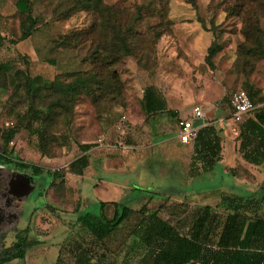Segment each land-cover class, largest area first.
Masks as SVG:
<instances>
[{"label":"rangeland","instance_id":"374dc122","mask_svg":"<svg viewBox=\"0 0 264 264\" xmlns=\"http://www.w3.org/2000/svg\"><path fill=\"white\" fill-rule=\"evenodd\" d=\"M16 1L0 0V35L5 38L0 61L14 62L17 70L0 71V135L32 102L43 114L40 134L22 128L6 150L49 171V176H34L40 187L25 197L17 225L14 220L5 228L3 244L26 227L29 238L38 240L27 249L23 264H56L60 252L62 264H73L65 247L68 238L89 237L75 216L99 213L100 201L108 202L103 208L107 217L113 214L112 201L134 210L144 203L151 209L162 206L159 215L181 228L185 210L217 204L223 195L264 191V163L255 166L242 159L238 133L222 135V160L205 173L191 163V144L175 136L178 117L188 116L194 104L222 111L234 92L251 89L256 108L264 106V0H102L106 9L100 12L71 9L68 0H31L27 14L17 10ZM114 9L124 25L133 27L128 38L132 53L107 63L104 46L112 35L106 18ZM27 15L36 24L20 40L29 25ZM213 43L219 49L210 65L206 54ZM76 73H97L98 81L74 98L51 85L70 82ZM26 74L34 78L30 96L23 86ZM147 86L156 88L175 117L159 112L147 118L141 106ZM122 116L123 132L117 129ZM165 133L174 135L169 140L180 151L162 141ZM127 134L143 146L127 145ZM80 143L94 146L89 166L77 175L66 168L80 154ZM0 167L6 169L3 163ZM61 169L62 176H51ZM25 188L26 183L15 185L18 195ZM258 206L264 216V198ZM128 225L104 245L107 263H140L144 249L132 244Z\"/></svg>","mask_w":264,"mask_h":264},{"label":"trees","instance_id":"16d2710c","mask_svg":"<svg viewBox=\"0 0 264 264\" xmlns=\"http://www.w3.org/2000/svg\"><path fill=\"white\" fill-rule=\"evenodd\" d=\"M68 1L71 2V9H88L97 12L106 9L102 0ZM15 6L20 13L27 14L31 8V0H17ZM111 12V16L106 18V25L112 35L104 46V52H106L104 59L107 63L132 53L128 38L133 32V27L122 23L121 16L117 15V9ZM27 17L29 25L23 29L20 40L26 38L36 24L34 18L29 15ZM139 18L138 12L137 19ZM4 39L0 35V45ZM218 49L217 43L208 47L206 54L208 64H212V58ZM1 70L6 73L17 71L15 63L10 60L0 61ZM111 74L113 81H116V74ZM97 75V73L91 75L76 73L70 82L53 81L51 85L56 91L74 98L82 89L89 91L90 84L98 81ZM33 83L34 78L26 74L23 86L29 96ZM98 89L103 91L99 85ZM244 91L255 105L256 92L251 89ZM141 106L147 118L159 112L175 115L167 109L164 97L153 86H147L144 89ZM42 120V111L30 102L25 112L19 114L13 123L2 129L0 163L22 171H30L33 176H49V171H44L36 164L15 159L12 156V149L6 150V146L13 141L22 128L31 135L40 134L39 124ZM238 128L237 149L242 159L255 166L263 164L264 106L245 115L238 123ZM220 133L221 130L212 123L197 130L191 142L193 147L191 163L194 164V168L205 173L221 160ZM125 143L129 146L133 143L129 135ZM93 146L90 143L78 144L80 154L68 163L66 171L77 175L83 174L90 164L89 151ZM64 171V169L54 171L51 176H62ZM256 195H258L257 199L253 197ZM263 198L264 191L251 192L247 196H220L217 204L204 202L185 210L184 217L179 220L182 223L181 228L159 215L162 206L151 209L147 203H144L138 210H134L121 201H112L113 214L107 217L103 213V208L108 202L100 201L99 213L90 211L77 213L75 220L89 237L77 235V238H72L71 241L68 238L65 244L66 251L73 264H109L106 262L108 252L107 249L103 250L104 245L117 230L129 224L127 236L132 237V244L135 243L144 249L138 264H264V216L258 214V203ZM29 233V227L17 231L11 246L6 249L10 252V256L3 258V261L13 259L23 264L27 249L39 243L38 240L30 239ZM63 255L62 252L58 254L56 264L64 262ZM143 261L145 263H142Z\"/></svg>","mask_w":264,"mask_h":264},{"label":"flooded vegetation","instance_id":"af4514ba","mask_svg":"<svg viewBox=\"0 0 264 264\" xmlns=\"http://www.w3.org/2000/svg\"><path fill=\"white\" fill-rule=\"evenodd\" d=\"M6 169L0 167V264H18L19 260H5L10 256V252L6 251L12 242L9 245L3 244L5 240L4 234L9 230L5 229L8 224L12 223L15 220V225L19 222L20 218L24 215V206L23 202L25 197L28 194L18 195L17 189H15L16 184L26 183L28 184L31 190L34 187H40L41 183H34V176L31 173L16 169L14 167H7L8 165L3 164ZM40 188L38 189V193Z\"/></svg>","mask_w":264,"mask_h":264},{"label":"built area","instance_id":"2783aa9c","mask_svg":"<svg viewBox=\"0 0 264 264\" xmlns=\"http://www.w3.org/2000/svg\"><path fill=\"white\" fill-rule=\"evenodd\" d=\"M229 106L231 109V117L235 126L232 131L236 134L238 133V123L242 120V118L252 112L256 106L250 100L248 94L244 90H238L234 92L229 98ZM192 118H200L203 116L202 106L197 103L192 107L191 112ZM192 118H182L177 121L178 132L177 137L178 140L183 144H189L195 138L197 134L198 128L194 126L192 122ZM124 116H122L121 121L117 125V129L121 132L124 131Z\"/></svg>","mask_w":264,"mask_h":264},{"label":"crops","instance_id":"0c3cea01","mask_svg":"<svg viewBox=\"0 0 264 264\" xmlns=\"http://www.w3.org/2000/svg\"><path fill=\"white\" fill-rule=\"evenodd\" d=\"M226 105H227V107L225 106V108H223V109L221 108L222 109V111H221L219 108H217V109L216 108H211V107L209 108V107L204 106L203 104H201L202 111H203V116L202 117H200V118H192V116H191V112L192 111H191L190 114H189L190 116L188 115L189 117L188 116H186V117H178L177 121L179 119H182V118H192L191 120H192L194 126H196L198 129L201 128L202 126H205L207 124L212 123L217 129H220L221 130V133L220 134H221L222 141H223V136L222 135H228L227 134V131L228 132L232 131L233 127L235 126V123L233 122L232 117H229L228 116L229 115V112L231 111L230 106H229V101L227 102ZM167 109L170 110L171 108L167 107ZM171 112H172V110H171ZM172 113L175 114L174 115V117H175L176 116V113L175 112H172ZM236 127L238 128V126H236ZM238 130H239V128H238ZM177 132H178V128H177ZM177 132H176L175 136H177ZM234 134H236V133L234 132ZM126 136H128V134ZM164 136L165 137L162 139V141L164 142L165 140H168V141H166L168 147L169 146L170 147L173 146L174 147L173 149H174L175 152L180 151L181 146H178L176 143H174L171 140H169L174 135H172V134H168L167 135L165 133ZM141 143L142 142L131 143L130 146H133V147L143 146V143L142 144ZM191 147H192V145H191ZM222 149H223V145H222ZM192 151H193V147H192ZM221 154H222V152H221ZM221 160H222V158H221ZM181 161H182V159H180V162ZM187 161H188L187 160V156H185L184 157L185 167H187Z\"/></svg>","mask_w":264,"mask_h":264},{"label":"water","instance_id":"95a60500","mask_svg":"<svg viewBox=\"0 0 264 264\" xmlns=\"http://www.w3.org/2000/svg\"><path fill=\"white\" fill-rule=\"evenodd\" d=\"M26 182H27V184H26V188H25L23 194H28V193L31 191V188H30V186H29V184H28L29 182H28L27 179H26Z\"/></svg>","mask_w":264,"mask_h":264}]
</instances>
